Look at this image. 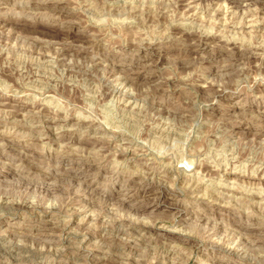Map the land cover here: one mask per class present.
<instances>
[{
	"label": "rangeland",
	"instance_id": "1",
	"mask_svg": "<svg viewBox=\"0 0 264 264\" xmlns=\"http://www.w3.org/2000/svg\"><path fill=\"white\" fill-rule=\"evenodd\" d=\"M0 264H264V0H0Z\"/></svg>",
	"mask_w": 264,
	"mask_h": 264
},
{
	"label": "bare ground",
	"instance_id": "2",
	"mask_svg": "<svg viewBox=\"0 0 264 264\" xmlns=\"http://www.w3.org/2000/svg\"><path fill=\"white\" fill-rule=\"evenodd\" d=\"M218 248V247H217Z\"/></svg>",
	"mask_w": 264,
	"mask_h": 264
}]
</instances>
